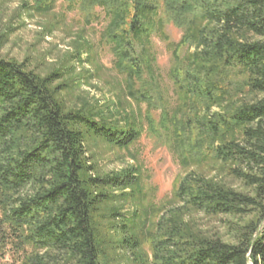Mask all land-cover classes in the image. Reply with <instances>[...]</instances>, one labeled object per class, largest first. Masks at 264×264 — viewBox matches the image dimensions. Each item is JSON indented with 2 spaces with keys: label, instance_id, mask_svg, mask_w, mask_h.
<instances>
[{
  "label": "trees",
  "instance_id": "1",
  "mask_svg": "<svg viewBox=\"0 0 264 264\" xmlns=\"http://www.w3.org/2000/svg\"><path fill=\"white\" fill-rule=\"evenodd\" d=\"M65 2L107 16L104 40L130 96L147 105L155 143L170 146L184 168L213 160L252 188L243 193L196 170L178 177L171 199L179 205L151 220V264H264V0ZM167 22L183 31L171 52L170 109L151 47L153 30ZM55 80L0 56V232L25 253L20 264H107L120 249L133 256L142 243L131 232L138 204L129 219L123 203L140 191L139 172L99 174L84 142L90 135L126 148L143 126L99 107L64 110ZM189 209L254 218L229 243L195 232L181 218Z\"/></svg>",
  "mask_w": 264,
  "mask_h": 264
},
{
  "label": "rangeland",
  "instance_id": "2",
  "mask_svg": "<svg viewBox=\"0 0 264 264\" xmlns=\"http://www.w3.org/2000/svg\"><path fill=\"white\" fill-rule=\"evenodd\" d=\"M42 1L45 4H38L35 0H0V56L24 64L27 70L40 77L56 74L51 87L61 88L56 96L66 111L99 107L113 120L123 123L130 118L143 126L138 139L122 149L101 138L90 135L85 138L86 155L99 174L125 167H134L139 172L140 191L135 190L131 192L132 197L126 198L123 212L128 210L126 216L130 219L138 204V215L133 218L131 232L142 238L141 248L133 256L128 251L116 250L107 264L152 263L151 220L179 205L171 199L173 184L190 170L226 187L253 194L250 186L228 174L219 162L208 160L184 168L170 146L155 143L146 131L147 105L130 96L125 76L115 66L110 44L104 40L108 18L101 8L86 16L67 5L65 0ZM182 32L181 28L167 22L162 30H153L151 34L155 68L160 75L158 86L163 104L168 109L175 102L169 77L171 52ZM180 50L184 52L185 47ZM191 50L189 47L186 52ZM158 112L152 111V114L156 116ZM109 205L120 204L111 201ZM181 218L204 237L235 243L241 228L254 215H209L189 209L182 212ZM144 219L147 220L145 227L141 224ZM111 232L114 238H119L118 233ZM10 238L9 234L0 232V264H20L25 254L21 252L19 255Z\"/></svg>",
  "mask_w": 264,
  "mask_h": 264
}]
</instances>
